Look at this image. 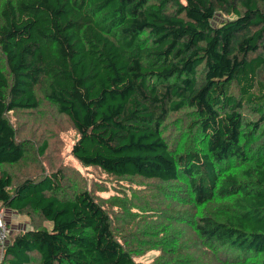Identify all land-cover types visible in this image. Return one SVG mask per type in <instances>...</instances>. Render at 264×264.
<instances>
[{
	"label": "trees",
	"instance_id": "obj_1",
	"mask_svg": "<svg viewBox=\"0 0 264 264\" xmlns=\"http://www.w3.org/2000/svg\"><path fill=\"white\" fill-rule=\"evenodd\" d=\"M39 92L81 165L151 181L177 211L146 196L132 226L60 170L15 181L31 147L10 116ZM1 210L29 221L2 264H140L146 248L157 264H264V0H0Z\"/></svg>",
	"mask_w": 264,
	"mask_h": 264
},
{
	"label": "rangeland",
	"instance_id": "obj_2",
	"mask_svg": "<svg viewBox=\"0 0 264 264\" xmlns=\"http://www.w3.org/2000/svg\"><path fill=\"white\" fill-rule=\"evenodd\" d=\"M41 106L37 110L23 111L11 114V120L18 129V135L21 140L27 139L30 144V152L27 158L14 166H8L6 170L11 173L15 181H21L24 178H35L42 174L52 173L60 170L65 175L73 177L81 187H87L95 195L102 199L115 198L117 203L126 205L111 206L114 213L121 211L122 216L132 221L135 226L138 219H147L145 212H142L139 205L144 197H148L153 203H157L166 212L177 211L173 205L164 202L158 197V187L155 189L151 181L141 178L118 179L109 176L97 167H85L81 165L71 154L73 144L77 139V132L65 116L58 113L56 108L43 99L39 92ZM189 115L184 110L171 113L166 124L165 134L171 144L174 146L178 132L184 131L189 122ZM47 143L43 155L39 153L42 145ZM189 206L183 205L181 211L187 210ZM154 210H150L151 213ZM11 230L8 241L20 230L29 227L28 218L13 213V216L4 214ZM117 222L119 219L116 218ZM51 227L49 222L46 223ZM7 241V243H8ZM6 243V244H7ZM4 248L0 247V264H2ZM135 256V261L140 264H157L160 260L161 250L152 248ZM161 249V246H160ZM201 251L196 252V256Z\"/></svg>",
	"mask_w": 264,
	"mask_h": 264
},
{
	"label": "built area",
	"instance_id": "obj_3",
	"mask_svg": "<svg viewBox=\"0 0 264 264\" xmlns=\"http://www.w3.org/2000/svg\"><path fill=\"white\" fill-rule=\"evenodd\" d=\"M10 228L8 225V222L5 220L4 217V211H0V247L3 248L5 247L9 236H10Z\"/></svg>",
	"mask_w": 264,
	"mask_h": 264
}]
</instances>
